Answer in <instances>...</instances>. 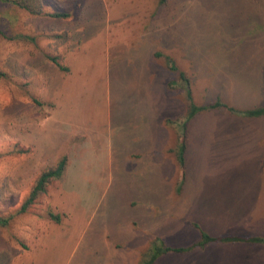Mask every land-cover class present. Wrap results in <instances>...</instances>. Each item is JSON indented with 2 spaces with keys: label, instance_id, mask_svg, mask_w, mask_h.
Here are the masks:
<instances>
[{
  "label": "rangeland",
  "instance_id": "1",
  "mask_svg": "<svg viewBox=\"0 0 264 264\" xmlns=\"http://www.w3.org/2000/svg\"><path fill=\"white\" fill-rule=\"evenodd\" d=\"M41 1L68 16L0 0V264H145L153 242L198 233L185 215L194 198L176 190L185 85L197 105L225 104L186 121L188 186L234 175L241 128L264 136V117L238 112L264 105V11L257 0ZM201 253L152 264H207Z\"/></svg>",
  "mask_w": 264,
  "mask_h": 264
},
{
  "label": "crops",
  "instance_id": "2",
  "mask_svg": "<svg viewBox=\"0 0 264 264\" xmlns=\"http://www.w3.org/2000/svg\"><path fill=\"white\" fill-rule=\"evenodd\" d=\"M256 3L257 10L260 13L264 11V1L257 0ZM257 25L256 34L264 37V25L260 27L259 22ZM251 108L242 107L239 111ZM239 114L247 119L264 117ZM241 132L240 137L244 141L239 142V148L242 149L243 158L242 162L235 163L237 169L234 175H222L219 177L222 181L214 179L201 186H188L184 165L185 174L178 196L184 201L189 195L194 198L191 210L185 205V215L191 228L197 229L198 233L190 237L188 233L185 234L188 235L186 243L177 247L192 246L201 250L202 255L207 250L203 255L207 264H264V241L252 239L264 238V136L257 138L256 132L254 135V131L243 128ZM187 144L184 162L195 156L192 146ZM233 197L238 201V208L233 205ZM200 231L216 238L231 236L238 239L211 241L200 247L196 246ZM202 263L205 262L202 260Z\"/></svg>",
  "mask_w": 264,
  "mask_h": 264
},
{
  "label": "trees",
  "instance_id": "3",
  "mask_svg": "<svg viewBox=\"0 0 264 264\" xmlns=\"http://www.w3.org/2000/svg\"><path fill=\"white\" fill-rule=\"evenodd\" d=\"M2 1L10 3L26 11L28 14H31V15H41L44 13V14L50 15L52 17H57V18L59 17L63 18V17L68 16V13L65 11H56V12H51V13L44 12L41 0H2ZM51 59L55 64L60 66L61 69H64L58 63L56 57H52ZM170 68L174 71H177L176 67L173 64H170ZM178 77L184 80L187 84V80L183 72L178 71ZM184 88H185V96L187 100V111L180 123V125L182 126L181 128L183 130L182 133L180 134V138H179L180 141L178 142L176 148L174 149V156L179 166V173H178L179 180H178V185L176 189L177 191H179L181 182L183 181V177H184V152L186 148L185 136H186V130H187V126L185 127V125H187L186 121L190 118L192 119L193 116H195L201 110H207L211 108H217V107L219 108L221 106H225V104H223L219 99H217L214 103H211L208 105H197L192 101V96H191V92H190L188 85H185ZM231 109L233 110V108H230V110ZM238 112L246 116H261V115H264V106H258L255 108L246 109V110L238 111ZM64 166H65V157L60 159L53 169L46 170L40 174L29 197L21 205L20 210H19L20 212H24L26 210L27 206L33 202V199L35 198L36 193L44 189L45 183L50 178L59 177L61 175L64 169ZM49 214L52 219L54 220L58 219L57 215H54L52 213H49ZM7 220H8L7 218H0V224L5 225L7 223ZM236 239L238 238L231 237V236L216 238V237H212L208 235L207 233L203 231H200V240L196 243V246L202 247L204 246V244L211 242V241H217V240L229 241V240H236ZM252 239L256 241H264V238H260V237H254ZM191 247L192 246L190 247H183V246L182 247H169V246H164L161 242L159 244L156 242H153L149 249L151 252V255L149 259L145 262V264H152L158 255L163 254L167 251L183 252V251H186V249L191 248Z\"/></svg>",
  "mask_w": 264,
  "mask_h": 264
}]
</instances>
